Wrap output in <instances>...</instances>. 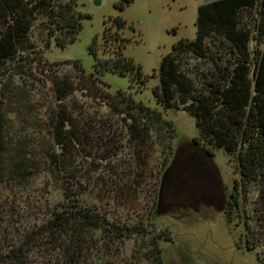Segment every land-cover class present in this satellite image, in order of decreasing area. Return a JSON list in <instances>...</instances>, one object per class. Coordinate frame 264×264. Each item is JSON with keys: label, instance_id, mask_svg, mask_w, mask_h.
I'll use <instances>...</instances> for the list:
<instances>
[{"label": "rangeland", "instance_id": "obj_1", "mask_svg": "<svg viewBox=\"0 0 264 264\" xmlns=\"http://www.w3.org/2000/svg\"><path fill=\"white\" fill-rule=\"evenodd\" d=\"M75 1L83 14L91 15L83 18L75 41L65 48L54 42L47 45L38 20L30 33L36 51L23 67L19 64L0 78V111L11 141L34 144L37 152L44 153L51 117L63 109L71 115L84 142L76 151L78 171L89 169L92 176L84 200L98 207L110 223L132 227L143 219L151 231L142 236V231L131 230L120 242L107 244L112 257L106 264H150L144 252L154 248L150 238L155 232L168 237L157 241L166 264H260L259 248L245 246L243 222L235 213L228 217L224 212L240 176L234 156L222 150L207 154L194 144L198 131L193 117L182 109H164L152 92L159 83L162 57L180 38H194L198 8L208 0H131L127 5L128 0ZM115 19L125 24L120 33L127 38L123 53L141 66L147 77L144 84L132 76L96 74L97 59L90 45L101 59L112 53L105 49L103 33L116 30ZM208 66L206 59H189L195 72ZM63 79L72 81L74 90L60 100L55 82ZM119 99L143 103L161 113L175 130L165 128L163 121L156 123L151 112L129 110ZM133 125L148 127L145 141L135 137ZM258 195L253 185L246 198H240L255 219ZM62 198L59 184L46 171L36 173L24 187L8 182L0 186V204L16 201L20 211L13 212L23 215L44 211L46 204Z\"/></svg>", "mask_w": 264, "mask_h": 264}, {"label": "trees", "instance_id": "obj_2", "mask_svg": "<svg viewBox=\"0 0 264 264\" xmlns=\"http://www.w3.org/2000/svg\"><path fill=\"white\" fill-rule=\"evenodd\" d=\"M78 6L75 0H0V78L19 64L23 67L36 51L30 33L38 20L47 45L54 42L65 48L74 42L83 27V18L91 17ZM114 21L116 30L103 33L105 49L112 53L101 59L94 44L90 45V53L97 59L96 74L132 76L136 83L144 84L147 77L141 66L123 53L127 38L120 33L125 24L121 19ZM189 59H206L209 66L197 72L191 67V73ZM75 63L81 68L78 61ZM193 73L200 74L198 79ZM158 80L152 89L157 104L164 109H182L193 117L198 131L194 144L201 145L207 154L222 150L234 156L240 176L224 212L228 217L235 213L243 222L245 246L248 250L259 248L257 257L264 264V0L202 3L194 38L182 37L173 44L161 59ZM55 85L60 90V100L74 90L72 81L65 79ZM118 101L129 110L153 113L156 123L163 121L165 128L175 130L170 121L162 120L161 113L143 103ZM49 126V143L45 152L39 153L34 144L29 147L25 142L11 141L0 111V186L8 182L24 187L36 173L46 171L63 194L60 201L46 204V210L36 209L24 215L13 212L20 211L16 201L3 200L0 264H89L90 259L91 264H106L112 257L110 247L105 249L107 244L120 242L131 230L142 231V236L151 231L143 219L132 227L110 223L98 207L84 200L92 176L89 169L78 171L76 151L84 147V142L78 136L77 125L63 109L51 117ZM133 128L135 137L145 141L148 127ZM85 131L81 130L83 138L88 134ZM253 185L259 191L254 208L256 219L246 212L245 201L240 202ZM151 236L156 247L150 253L144 252L145 258L150 264H166L157 241L168 237L156 232Z\"/></svg>", "mask_w": 264, "mask_h": 264}, {"label": "water", "instance_id": "obj_3", "mask_svg": "<svg viewBox=\"0 0 264 264\" xmlns=\"http://www.w3.org/2000/svg\"><path fill=\"white\" fill-rule=\"evenodd\" d=\"M99 2H100V0H95V3H96V4H99ZM164 177H165V176H164Z\"/></svg>", "mask_w": 264, "mask_h": 264}]
</instances>
